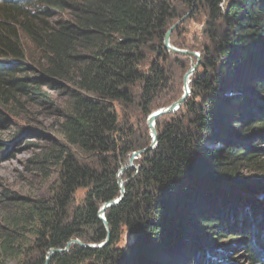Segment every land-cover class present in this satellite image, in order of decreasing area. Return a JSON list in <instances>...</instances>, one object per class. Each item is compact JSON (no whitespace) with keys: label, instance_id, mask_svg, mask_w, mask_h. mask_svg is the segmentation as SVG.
<instances>
[{"label":"trees","instance_id":"1","mask_svg":"<svg viewBox=\"0 0 264 264\" xmlns=\"http://www.w3.org/2000/svg\"><path fill=\"white\" fill-rule=\"evenodd\" d=\"M182 1L208 12L199 46L170 36L173 46L200 51L190 95L168 120L156 119L155 147L123 172L124 196L105 210L108 242L71 244L48 264H221L207 245L222 234L219 248L245 235L248 263H264V175L241 172L264 158V133L255 134L264 131V105L253 113L264 100V0ZM182 17L172 0H0V125L39 109L61 119L62 136L28 161L45 181L56 169L47 196L3 205L0 264H45L71 239L106 240L98 211L119 196L127 157L149 146L131 118L144 124L180 96L174 71L188 57L163 40ZM25 43L36 67L20 61ZM123 228L130 240L120 248Z\"/></svg>","mask_w":264,"mask_h":264},{"label":"rangeland","instance_id":"2","mask_svg":"<svg viewBox=\"0 0 264 264\" xmlns=\"http://www.w3.org/2000/svg\"><path fill=\"white\" fill-rule=\"evenodd\" d=\"M172 2L178 10L179 17H182L185 14H188V17L182 22V24H180L176 29L173 30L171 35H175V39L178 43H184L189 46L197 45L196 42L198 44L201 43L205 39L204 35H206L205 21L208 14L207 10L205 8L189 9L182 0H172ZM175 20L177 19H173L171 22L173 23L175 22ZM25 49L27 52V58L20 59L21 63L36 67V61L38 59L36 51L26 43ZM189 50H192L196 53L200 52L197 49ZM190 64L191 59L188 58L187 67L185 69H178L174 71V85L177 95H181L182 93L183 75L190 68ZM30 74L31 73H29L28 75ZM263 105L264 100L259 99L253 113L259 112V109H263ZM8 118L10 119L8 126L0 125V228L6 226L3 220L5 219V217H7V212L4 209L3 205L11 206L14 202L47 196L48 185L56 176V169H48L49 177L45 181L42 178V174L35 171L33 168L34 165L29 163L28 161L38 153L37 148L40 145H45L48 141L51 140V138L59 141L62 140V136L58 129V123L61 121V119L55 118V116L53 115L49 116L39 109L30 110L27 113H22L21 115H18V117L9 115ZM165 120H168V117L162 116V122ZM131 125L132 129L137 135L141 133L147 134L149 138L148 142L149 144L151 143L150 131L147 127L146 120L144 121V124H141L139 122L136 123L135 119L131 118L129 126ZM249 125H254L253 120H250L248 123H241L240 125H238L236 130L238 135L242 136L240 134V131L244 130L245 127ZM17 131L20 132L19 136H16ZM246 131L247 134L244 138H250L253 136V131H250V129H246ZM262 133H264V131H258V133L255 134ZM261 148H264V145L261 146ZM128 159L129 156L122 166L128 164ZM135 161L136 160H134L132 163L133 167H128L127 169L138 168ZM123 172L118 171L117 176L119 179H124L122 177ZM241 172L245 174L254 172L264 175V158L260 161V163L256 165H244ZM83 194V189H79L76 191V193L74 194V204L80 201ZM224 235L225 234H222L219 237H215L211 242L208 241L211 240L212 237H206L209 244L207 245V247H215L216 245L217 247L212 249L215 252H219L223 255V259L218 258L217 256L215 257L213 255V251L207 250L211 255V258L215 259L214 262H220L221 264H249L247 258L248 256L240 243L241 241H239L242 238H245V235L236 236L232 243L226 245L228 251L225 247L219 248V240L221 241ZM129 240L130 237H128V232L125 228H123L117 246L122 248L129 242ZM210 244L213 245L210 246ZM183 254L184 253L180 254L179 257H176L173 260H176L175 262H181L185 260L182 257ZM189 258L192 259L191 255H189ZM8 264L16 263L12 260H9ZM80 264H86V262Z\"/></svg>","mask_w":264,"mask_h":264},{"label":"water","instance_id":"3","mask_svg":"<svg viewBox=\"0 0 264 264\" xmlns=\"http://www.w3.org/2000/svg\"><path fill=\"white\" fill-rule=\"evenodd\" d=\"M187 17H188V14L184 15L182 18H180L179 20L174 22L167 29V31L165 33V36H164V40H163V45L168 51H170L172 53H175V54H180V55L186 56L189 59H191L190 68L183 75V89H182V93L175 101H173L169 105L164 106V107H160L158 109H155L150 114H148V116L146 117V124H147V127H148L149 131H150L151 143L146 148H143V149L138 150V151H133L131 153L129 159H128V164L125 165V166H122L120 168L119 172L120 171L121 172L125 171L128 167H133L132 163H133L134 160H136L138 157H140L141 154H143L147 150L153 149L155 147L156 140H157V132H156V129H155V121H156V119L158 117H160V116L176 112L183 105V103L186 100V98L190 95V92H191V88H190L191 76L193 75V73L198 68L199 61H200V56L198 55V53H196L194 51L175 47V46H173L171 44V41H170V36H171L173 30L176 29ZM192 58H195V62L193 61ZM125 182H126V180H123V179H119L118 180L119 196L117 198H115L114 200L101 205V207H100V209L98 211V217L103 222L104 227H105V229L107 231L106 240L103 243H101V244L95 245V244L83 243L79 239H71L65 245L64 248H51L48 251L47 256L45 258V264H48V262H49V260H50V258H51V256L53 254L67 251L71 244H76V245H79V246L84 247V248L94 249V248L102 247L103 245H105L108 242L109 230H108V225H107V222H106V219H105V210L108 207H110L111 205L117 204L123 198L124 193H125V188H124Z\"/></svg>","mask_w":264,"mask_h":264},{"label":"clouds","instance_id":"4","mask_svg":"<svg viewBox=\"0 0 264 264\" xmlns=\"http://www.w3.org/2000/svg\"><path fill=\"white\" fill-rule=\"evenodd\" d=\"M199 55V54H198Z\"/></svg>","mask_w":264,"mask_h":264}]
</instances>
